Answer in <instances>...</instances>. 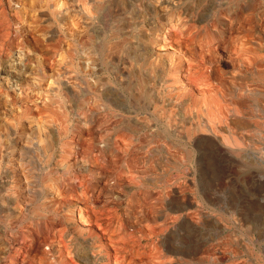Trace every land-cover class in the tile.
Masks as SVG:
<instances>
[{
    "label": "bare ground",
    "instance_id": "1",
    "mask_svg": "<svg viewBox=\"0 0 264 264\" xmlns=\"http://www.w3.org/2000/svg\"><path fill=\"white\" fill-rule=\"evenodd\" d=\"M0 5V73L12 70V79L0 77V233L12 231L2 236L0 264H217L222 224L203 211L210 196H181L161 160L151 173L150 141L139 143L138 133L163 119L149 113L160 104L173 111L178 123L166 129L189 162L198 154L200 164L226 170L261 161L249 149L264 118V0ZM102 112L117 123L95 134ZM156 149L182 168L167 147Z\"/></svg>",
    "mask_w": 264,
    "mask_h": 264
},
{
    "label": "rangeland",
    "instance_id": "2",
    "mask_svg": "<svg viewBox=\"0 0 264 264\" xmlns=\"http://www.w3.org/2000/svg\"><path fill=\"white\" fill-rule=\"evenodd\" d=\"M0 8H1V5H0ZM34 9V8H33ZM31 10V9H30ZM31 13V12H30ZM29 13V14H30ZM32 14V13H31ZM30 15H28V16H26V17H29ZM3 17H0V21H1V19H2ZM28 19V18H27ZM2 22L3 23H1L0 24V29L1 28H3V26H4V21L2 20ZM1 31V30H0ZM149 66V67H148ZM225 66H227V65H225ZM7 66H5L4 68H3V70H2V72L0 73V77H2V75H3V77L4 78H6L7 76L9 77V79H12L11 77H12V74L10 73V67H7ZM148 67V68H147ZM7 70H6V69ZM143 68H146V69H148V71H151V67H150V65H146V66H144ZM5 69V70H4ZM10 69V70H9ZM9 70V71H8ZM12 71V70H11ZM3 73V74H2ZM149 74H151L150 72H149ZM7 77V78H8ZM150 80H151V78H150ZM140 84V80H139V82H138V80H137V82H136V85H135V83H134V89L136 90V91H139V92H141L140 91V89L142 90V88H141V86L140 85H137V84ZM150 81H149V85H150ZM117 85V88L125 95V97H126V99H131V97H129L130 96V94H129V92L127 91V89H125V87H123L122 88V86L123 85H120V83L119 84H116ZM136 86H137V88L138 89H136ZM139 86V87H138ZM150 88H151V86H149ZM140 88V89H139ZM126 91V92H125ZM143 91V90H142ZM128 94V95H127ZM151 99V98H150ZM161 106L162 105H160V104H158V107H157V109L156 108H150V111H149V113L151 114V112H154V110L156 111H158V116H160V115H162V114H164L166 117L168 116V114L169 113H173V111H170L171 109L170 108H165V107H163L162 106V109H160L161 108ZM164 108H165V110H164ZM160 109V110H159ZM164 110V111H163ZM162 111H163V113H162ZM140 113V114H139ZM161 113V114H160ZM169 114L170 116H168L167 118L163 115V119H165V120H163L162 118H159L158 120H155L152 124H155V125H152L151 124V129H149V130H141V132H139L138 133V137H139V140H138V142L139 141H141L142 143H145V141L147 140L148 142H149V145H150V148L152 149L151 150V164H150V167L152 168L151 170V173H154V169L156 168V167H158L157 165L159 164V162L157 163V161H160L161 162V165H162V167L164 166V169L165 168H167L166 170H168V176L166 177V179H171L172 178V182L171 183H174V181H176L175 183H176V185H181L180 186V190H181V192L182 191H184L182 194H181V196H189V195H191V196H194L195 197V199H197L199 202H201L202 201V197L203 196H207V197H209L210 196V198H211V201H212V204L213 205H209V207H207V205L205 206V208H204V206H203V211L204 212H208V213H210V212H212L213 214H215L216 216L219 214V216H217V219H219L220 217V220H221V222H220V224H222V225H220L221 226V228H220V226H219V229H217V228H215L214 229V231L215 232H218V233H216L217 235H216V239H217V243H218V249H220V248H223L224 247V249L222 250V249H220L219 250V252H218V259H217V261L218 262H216L217 264H248L249 262H251L252 264H264V256H262V255H264V242H262V241H264V237L261 239V238H259V235L257 234V232L255 231V230H259L260 229V227L261 226H263V227H261V229L262 228H264V223L262 224V221H264V205H261V204H264V136L262 137V135H264V125H263V123H264V118L263 119H259V122H257V124H258V126H257V124L253 127V128H256V129H259L260 130V128H261V130L259 131L258 130V134H257V136L261 133V135H259L258 137L256 136V138H254V140H256V141H254V142H256V144L253 142V144L254 145H252V147L249 149L250 150V152H252V153H259V154H261V156H263V157H261V161H255L254 159H242L240 162H239V164L238 163H236L235 165H232L233 167H231V168H229V169H226V170H222V168L220 169L219 167H218V165H216V166H214V165H210V166H208V165H206V164H200V162H199V160H200V156L198 155V154H196L195 156V161H193V163L192 162H189L187 159H188V157H187V155H186V152L185 153H183L184 151H183V149L180 147V145H176V147H175V144L176 143H174L175 141H176V139H177V136L175 135V133H173V132H169V131H167V129H166V122L165 121H168L167 123H169V121L171 120L172 121V125H171V123H170V125H171V127H173L174 128V126H175V123H178V121H174V120H176V117L174 118V114ZM101 114H103V115H105L106 116V118H104L105 116H103V115H100L99 117L101 118H103L104 120H102L101 121V119L99 118V122H100V124H98L99 126H97V127H95V128H92V129H90L93 133H95V134H105L107 131V127H109L108 129V131H110L113 127L112 126H114L116 123H117V121H115L114 122V118L112 119V117L110 116H107L106 114H105V112H102ZM138 114L139 115H141V116H139V118L140 119H143L144 118V116L143 115H145V113H144V110H142V113H141V111H139L138 112ZM173 115V116H172ZM110 118V120H109V118ZM108 118V119H107ZM170 118V119H169ZM113 120V121H112ZM111 121L112 122H114L113 123V125H112V123H111ZM164 122V124H163V122ZM170 121V122H171ZM174 121V122H173ZM101 122H103V123H101ZM107 122H110V125H109V123L106 125L105 123H107ZM161 122V123H160ZM260 122H263V123H260ZM174 124V125H173ZM102 125V126H101ZM112 125V126H111ZM259 125H260V127H259ZM99 127V128H98ZM101 127H103L102 129H101ZM106 127V128H105ZM258 127V128H257ZM96 128H97V130H96ZM104 129H105V131H104ZM151 130V131H150ZM86 131H88V130H86ZM98 131V132H97ZM102 131V132H101ZM111 131H113V130H111ZM121 130H118L117 131V137H121V136H123L124 134H126V135H130V133L128 132L127 133V131L126 130H122L121 132L123 133V135H121L122 133H119ZM146 131H150V133L149 132H146ZM161 132V134H159L158 132ZM152 132V133H151ZM120 134V136H119V134ZM146 133L148 134V135H146ZM157 136V137H154V136ZM165 135V136H164ZM141 136V137H140ZM164 136V137H163ZM169 136H170V138H169ZM260 136H261V138H260ZM144 137V138H143ZM163 137V138H162ZM174 137V138H173ZM150 138V139H149ZM145 139V140H144ZM261 140H263V141H261ZM173 141V142H172ZM137 142V143H138ZM141 142H139V143H141ZM166 146H165V145ZM169 144V145H168ZM174 144V145H173ZM258 144V147L256 146ZM162 147H161V146ZM259 146H262L261 147V149H260V147ZM163 147H165V149L164 150H167L166 149V147L168 148V151H170V153L168 152V151H164V154L166 155V156H168V157H171L172 156V158L173 159H175V158H177V160H178V158L180 159V160H178V161H181V162H183V164H182V168L180 169H176L175 167L173 168V165L172 164H169V162L166 160H164V162H163V160L160 158V157H158L160 154H158L157 152H156V148H163ZM254 147V148H253ZM153 150H154V154H153ZM182 150V151H181ZM255 150V151H254ZM261 150H262V152H261ZM144 150H141V152H139V153H141L140 154V156H143L144 155ZM169 153V154H168ZM181 153V154H180ZM199 156V157H198ZM185 157H186V159H185ZM157 159V160H156ZM183 159H185V160H183ZM154 160V161H153ZM186 161V162H185ZM188 161V162H187ZM166 162V163H165ZM254 162V163H253ZM155 163V164H154ZM164 163V164H163ZM169 165H168V164ZM171 163V162H170ZM188 165H187V164ZM190 163V164H189ZM241 163V164H240ZM260 164V166H259V164ZM243 164V165H242ZM156 165V166H155ZM240 165V166H239ZM205 168H203V167ZM207 166V167H206ZM254 166V167H253ZM154 168V169H153ZM169 168V169H168ZM189 168V169H188ZM157 169V168H156ZM237 169V170H236ZM189 171V173H188V171ZM200 170V171H199ZM206 170V171H205ZM172 171H174V172H172ZM176 171H177V173H176ZM184 171V172H183ZM190 171H192L191 173H190ZM203 171H205V172H203ZM217 171V172H216ZM202 172V173H201ZM210 172V173H209ZM179 173V174H178ZM183 173V174H182ZM188 173V174H187ZM211 175V173H212V176L214 177H212V176H210L209 174ZM249 173H251V174H249ZM253 173V174H252ZM172 175L170 178H169V176L170 175ZM175 174V175H174ZM206 174V175H205ZM245 174V175H244ZM173 175L175 176V177H177V178H175V177H173ZM176 175H179V176H176ZM184 175V176H183ZM199 175V176H198ZM201 175V176H200ZM209 175V176H208ZM255 175V176H254ZM182 176H183V178H182ZM193 176H195L194 178H193ZM233 176V177H232ZM37 177V174L35 175V176H33V179H34V182H35V184L37 185L38 183H36V181H38V178H36ZM200 177V178H199ZM201 177H203V178H201ZM205 177H207L206 179H205ZM223 177V178H222ZM252 177V178H251ZM256 177V178H255ZM212 178V179H211ZM175 179V180H174ZM183 179H184V181H183ZM193 179V180H192ZM258 179H259V181H258ZM195 180V181H194ZM202 180H203V182H205V183H203L202 182ZM257 180V181H256ZM202 183V184H200V182ZM213 181H215V182H213ZM227 181V182H226ZM245 181V182H244ZM183 182H186V183H183ZM251 182V183H250ZM185 184V185H184ZM221 184V185H220ZM188 185V186H187ZM203 185V186H202ZM204 185L205 186H207L206 188L204 187ZM202 186V187H201ZM208 186H209V188H208ZM263 186V187H262ZM184 190H183V189ZM193 189V191H192V189ZM204 188V189H203ZM189 189H191L190 190V192H188V190ZM201 189V190H200ZM210 189V190H209ZM186 191V192H185ZM199 191V192H198ZM207 193H209V194H207ZM211 191V192H210ZM192 192V193H191ZM198 192V193H197ZM211 193V194H210ZM212 193H213V195H214V197H213V195H212ZM188 194V195H187ZM203 195V196H202ZM115 200L117 199L116 197H113ZM218 198V199H217ZM217 199V200H216ZM29 201L30 200V198H28V199H26V201ZM253 200V201H252ZM117 201L118 202H122V199H117ZM124 201V200H123ZM235 201V202H234ZM259 201V202H258ZM214 202V203H213ZM255 202H256V204H255ZM254 203V204H253ZM257 203H260V204H257ZM33 205H35L36 206V204H33ZM202 205V204H201ZM248 205V206H247ZM258 205V206H257ZM34 206V207H35ZM219 207V209H218V207ZM257 206V207H256ZM261 207V209L262 210H260V207ZM231 207V208H230ZM253 207V208H252ZM207 208V210H205ZM249 208L251 209V210H253V211H251V210H249ZM215 209V210H214ZM256 209V210H255ZM247 210V211H246ZM256 211V213H255V211ZM231 212V213H230ZM239 212V213H238ZM241 212H243V215H242V213ZM262 212H263V214H262ZM246 214H250V215H246ZM221 215V216H220ZM259 215V216H258ZM262 215V216H261ZM1 216V215H0ZM223 216H225V219L223 218ZM261 216V217H260ZM247 217V218H246ZM247 219V221L248 222H246V219ZM0 219H2V217H0ZM226 219H228V221L226 220ZM236 221H235V220ZM245 219V220H244ZM257 219V220H256ZM263 219V220H262ZM3 220V219H2ZM30 220H32V219H30ZM30 220H28V221H30ZM219 220V221H220ZM226 222H225V221ZM254 220V221H253ZM259 220H260V222H259ZM233 221V222H232ZM228 222V223H227ZM254 222H256V223H254ZM224 223H225V225L226 226H224ZM231 223V224H230ZM236 223V224H235ZM239 223V224H238ZM253 223V224H252ZM261 223V224H260ZM247 226H246V225ZM249 224V225H248ZM250 224H251V226H250ZM257 224V225H256ZM256 225V226H255ZM225 228H224V227ZM227 226H231V227H227ZM227 227V228H226ZM245 228V229H244ZM257 228V229H256ZM224 229V230H223ZM229 229V230H228ZM237 229V230H236ZM246 229L248 230V231H246ZM254 229V230H253ZM227 230V231H226ZM7 232H3V233H0V246L3 244L2 243V238L4 237V238H9V235L11 234V232L12 231H10V230H6ZM225 233H224V232ZM240 231V232H239ZM8 232H10V233H8ZM208 232V231H207ZM235 232V233H234ZM246 232V233H245ZM254 232H255V234H254ZM219 233H221V234H219ZM251 233V234H250ZM234 234V235H233ZM236 234H237V236H236ZM247 234V235H246ZM220 235V236H219ZM232 236V237H229V236ZM238 235H239V237H238ZM3 236V237H2ZM206 236V235H205ZM219 236V237H218ZM224 236V240H222L223 238L222 237ZM233 236H235V237H233ZM242 236H243V238H242ZM252 238H251V237ZM208 236H206V238H207ZM205 237H204V239H206ZM221 238V239H220ZM235 238V239H234ZM245 238V239H244ZM185 239H186V241H187V237H185ZM241 239H243V240H241ZM252 239V240H251ZM256 241H255V240ZM258 239V240H257ZM261 240V242H259L260 240ZM221 240V241H220ZM185 241V240H184ZM223 241L224 242H226V243H228L227 244V246H226V243L224 244L223 243ZM228 241V242H227ZM233 243V244H230L231 242ZM235 241V242H234ZM245 241H246V244H247V247H246V244H243L242 242H244L245 243ZM249 241H251V243L249 242ZM255 241V242H254ZM11 246L12 247H17L18 246V244L19 243H16V242H14V240H12L11 239ZM190 242V243H189ZM230 242V243H229ZM257 242H258V244H257ZM186 243H188V245L186 244ZM221 243H223V245L221 244ZM254 245H253V244ZM184 244H185V246H186V248L187 247H190V245H192V242L191 241H187V242H184ZM254 246V247H252V245ZM230 245V246H229ZM233 245V246H232ZM238 245V246H237ZM248 245L250 246V248L251 249H249L248 248ZM222 246V247H221ZM261 246V247H260ZM46 247L47 246H43V248L44 249H46ZM230 247H233L232 249H230ZM237 247H238V249H237ZM246 247V248H245ZM14 248V249H15ZM230 250H229V249ZM260 248V249H259ZM253 249H254V251H253ZM231 250H233V251H231ZM238 250V251H237ZM246 250H248V251H246ZM249 250H251L250 252H249ZM262 250V251H261ZM226 254H225V253ZM228 252H230V254L232 253V255H230ZM241 252L243 253V254H241ZM261 252V253H260ZM254 253V255H252ZM224 254V256H225V259H222L221 257H222V255ZM237 255V256H234V255ZM260 256H259V255ZM232 256H234V257H232ZM253 257V258H251V257ZM255 256V257H254ZM262 256V257H261ZM237 257V258H236ZM245 257V258H244ZM259 257H261L262 259H260ZM229 258V259H228ZM239 258V259H238ZM238 260V262H241V263H238L237 262V260ZM253 259V260H252ZM257 259V260H256ZM224 262H223V261ZM230 262H229V261ZM249 260V261H248ZM259 260V261H258ZM222 261V262H221ZM232 261V262H231ZM221 262V263H220ZM236 262V263H235ZM250 263V264H251Z\"/></svg>",
    "mask_w": 264,
    "mask_h": 264
}]
</instances>
